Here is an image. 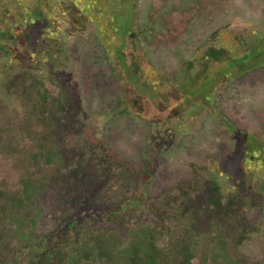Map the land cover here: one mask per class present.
<instances>
[{
  "label": "rangeland",
  "instance_id": "obj_1",
  "mask_svg": "<svg viewBox=\"0 0 264 264\" xmlns=\"http://www.w3.org/2000/svg\"><path fill=\"white\" fill-rule=\"evenodd\" d=\"M83 1L33 4L49 22L43 30H63L43 53L46 102L23 103L0 75V201L22 198L21 179L51 207V198L57 209L65 196L79 199L68 250L80 257L49 264H80L82 253L131 264L126 251L145 245L161 264H179L185 250L190 264H264V0H96L88 13L111 19L106 42L94 21L64 32L63 4L73 13ZM211 49L223 50L220 67ZM36 146L57 148L50 174ZM97 146L120 172L92 167ZM51 207L47 223L57 224ZM14 228L0 210V238L16 250Z\"/></svg>",
  "mask_w": 264,
  "mask_h": 264
},
{
  "label": "trees",
  "instance_id": "obj_2",
  "mask_svg": "<svg viewBox=\"0 0 264 264\" xmlns=\"http://www.w3.org/2000/svg\"><path fill=\"white\" fill-rule=\"evenodd\" d=\"M95 1L96 0H84L80 10L73 6L75 8L73 13L70 12V4H63V12L59 19L61 20L62 25H66L64 32L68 36L76 32L79 33V31L83 29V25H80L81 23L90 22L93 24L94 21L99 23L97 24V28L95 27L99 37H102L105 42L108 41L107 37L109 32L105 28L109 27L108 29H111V19H109V16H103L99 10H94L88 13V11L93 8ZM33 4L42 7L41 0H0V49L2 48L4 52L0 55V75L8 93L12 88V94L20 97L23 100V103L37 106L46 102L44 98L47 96L48 91L46 88V69L43 63L46 59L43 53H45L46 50H51L58 46V35L59 33H62L63 30L57 31L56 27L49 32L43 30L47 28L45 25L49 22L44 17L43 13H38L37 9H33V6H35ZM78 12L80 13L79 15L76 14ZM101 16L103 18H101ZM79 21H81L80 24ZM50 24H55V22L53 21ZM127 32L128 30L125 31L124 34ZM51 33L54 36L57 35V37H51L49 35ZM26 37H30V40H26ZM47 39L50 40L51 46L49 48ZM37 44H39V47L36 46ZM222 55L223 50H215L213 54L215 59L222 57ZM28 78L30 81H28ZM31 80L32 82L36 81V87L31 83ZM34 112L33 109L32 117L34 116ZM34 126H36V124L30 125L29 127ZM46 135L47 133L45 132L42 136L43 140L46 139ZM34 140L38 142L37 138H34L33 141ZM38 145L41 146L40 142ZM35 150L37 153L36 158L43 159L46 171L47 166L50 165L57 156V148L54 149L50 146L47 149H44L36 146ZM93 152H95V155L93 154L94 156L91 157L92 161H90V163L94 169H96L95 164L97 161V167H102V170H114V173L116 171L118 173L122 170L123 167L121 163L117 165L115 161H110L112 160V157L109 148L97 146ZM37 159H35L34 162L37 161ZM108 162L110 164L107 165ZM52 171L53 170L46 172L50 174ZM61 173L62 174L59 172L60 178L63 177L65 181V177L72 174V168ZM49 174H47V176H49ZM107 175H109V173ZM142 175H144V172ZM42 178H44V176ZM28 182L29 181L27 180L21 179L17 183L21 184L22 189L18 191H20V195L21 193L23 194L22 198L18 196V199L10 204H7L4 199H1L0 201L2 204L4 202L3 205L1 204L0 210L4 215L9 216L10 219L15 222L14 233L18 234L17 238L20 241L19 246L14 250L10 247L9 241L6 240V236L0 238V264H27L24 262L25 260H28L29 264H49V260L52 262V259L57 261L58 259H61L65 260V262L77 260V258L80 257V251L77 248H70L68 250V246L71 244L74 246L78 242L74 237V234L77 232L81 222L77 221L74 223V220H76L75 213L78 209V203H80L79 199L72 198L71 196H67L66 198L65 196V199L62 198L59 202L57 209L56 200L51 198V201L54 204L53 207H51L50 203L48 205L45 204L40 200V191L38 190L39 192L37 193L34 192L37 190L34 188L36 185L29 184ZM47 183L48 180H45L38 186L44 187ZM49 184H51V181H49ZM11 188L12 187L9 189L7 188L6 194H10ZM210 196V201L214 203L215 197L212 192ZM34 197L37 201H34ZM82 199H85V195L81 197V200ZM7 201L11 202L10 198ZM83 203L86 204V201H83ZM50 207L53 212H57V224L47 223L48 220L46 219V216ZM29 208H32V212L30 213L26 212V209ZM46 224L47 231L43 228ZM27 226L31 227L32 241L39 236H43V248L37 247L32 241H29L30 238H28L27 232L25 231ZM49 237H51L52 241L49 243L50 245L48 247H45V241H47ZM53 244L57 247L56 252L51 249ZM87 246L86 243L85 247ZM3 248H5V250L2 252L1 250ZM24 250H26L27 253H24ZM138 250H140V254L138 251L134 252L130 248L126 251L131 264L162 263V256L160 253L157 256L151 253L150 250H148L147 245L140 247ZM60 252L65 255L60 254ZM185 252L186 253L182 256V262L179 264H190L191 256L188 253V250H185ZM60 255L64 256L62 257ZM82 256L84 258L79 261L80 264H97L99 260L105 258L104 253L95 256L90 254L89 256H86L82 253Z\"/></svg>",
  "mask_w": 264,
  "mask_h": 264
},
{
  "label": "flooded vegetation",
  "instance_id": "obj_3",
  "mask_svg": "<svg viewBox=\"0 0 264 264\" xmlns=\"http://www.w3.org/2000/svg\"><path fill=\"white\" fill-rule=\"evenodd\" d=\"M197 8H199V9H202V7H197ZM201 13H199V15H200ZM216 49H211V51L209 52V53H207V56H209V58L212 60V61H215V62H213V63H218L219 64V67H220V57L219 58H217V59H215L214 58V56H213V54H214V51H215ZM217 50H221V49H217ZM242 58V57H241ZM219 60V61H218ZM223 61V60H222ZM212 85H213V81H212Z\"/></svg>",
  "mask_w": 264,
  "mask_h": 264
}]
</instances>
